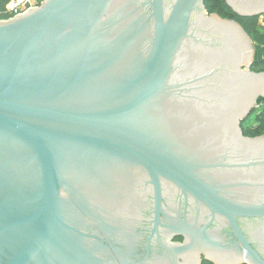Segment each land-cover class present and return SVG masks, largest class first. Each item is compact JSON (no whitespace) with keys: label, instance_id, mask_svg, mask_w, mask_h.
<instances>
[{"label":"water","instance_id":"obj_1","mask_svg":"<svg viewBox=\"0 0 264 264\" xmlns=\"http://www.w3.org/2000/svg\"><path fill=\"white\" fill-rule=\"evenodd\" d=\"M170 1L167 9L166 0H46L37 12L0 23V264H113L103 260L105 247L92 244V223L67 221L70 203L63 193L90 188V199L113 224L108 214L117 203L110 194L119 160L147 171L155 187L150 233L175 258L264 264L238 227L242 218L264 220V197L245 205L224 183L199 176L196 169L210 165L193 159L174 128V120H184L176 106L198 99L193 93L201 89L200 98L217 95L221 100L213 105L231 106L226 119L239 112L240 120L248 119L264 99V73L252 72L253 41L236 21L214 26L212 16L202 22L205 0ZM231 1L243 17L264 13V0ZM188 46L202 48L207 58L186 55ZM235 75L243 87L236 86ZM259 140L264 136L243 142L258 149ZM257 163L264 165V156ZM100 167L104 177L96 179ZM161 180L176 185L185 200L192 196L213 215L226 216L244 249L218 254L211 242L200 260L205 239L181 220L187 202L176 223L163 210ZM76 204L89 213L83 197ZM160 228L191 243L165 246Z\"/></svg>","mask_w":264,"mask_h":264},{"label":"flooded vegetation","instance_id":"obj_2","mask_svg":"<svg viewBox=\"0 0 264 264\" xmlns=\"http://www.w3.org/2000/svg\"><path fill=\"white\" fill-rule=\"evenodd\" d=\"M206 1L207 0L204 1V6L207 10ZM225 1L235 12L231 6L232 1ZM235 1L241 4L239 2L240 0ZM166 2L168 9L171 1L166 0ZM249 4L251 8L249 10L254 12L255 4ZM38 10L39 9H36L17 17L7 16V19L1 18L0 23L10 22L25 17ZM206 16L207 17H204L202 22H204V20L209 21L211 17L214 16L211 21L215 24L214 26H219L218 20L230 21V19L223 18L218 13H210L209 11ZM202 24L203 23L198 24V27H203ZM218 45L221 47L223 44ZM189 49L190 51L185 49L186 55H188V52H191L190 55L193 56L194 54L192 52H194L195 55L198 54V57L201 58L200 61L207 58L202 48L198 51L190 46ZM237 56L239 59V56H241L240 53ZM198 57L196 60H198ZM191 59L189 65L192 66L195 63L191 62ZM183 65L184 63L182 62L181 66ZM231 66L234 67L235 64L232 63ZM222 71L228 70L222 68L221 72ZM217 74L219 76V72ZM217 77L212 79H217ZM235 83L238 88L239 86L243 87L238 81L237 75H235ZM201 90L193 93V96L198 99H184L185 102H189L190 104L187 106L181 104L176 106L179 110L183 109V112L179 114V116L181 115L184 120H174L177 126L174 128L179 127L177 131L183 134L181 141L190 149L193 159L204 160L200 163L210 165L208 168H197L195 172L210 183L212 181L217 183L216 185H219L218 182L224 183L222 186L226 187L225 189L229 188V193L235 192V194L239 196V201L243 200L242 203L245 205L260 203L259 195L264 197V165L261 166L257 162L264 156V154L261 155L262 151V153H264V140H259L256 143L259 147L258 149H246L243 142L244 138L257 139L264 136L249 137L245 134V132L250 130L249 128L253 126L252 124L249 126L245 125L252 118L255 110L248 119L240 120L242 112H239L233 117L232 121L228 120L226 116L231 106L228 104L213 105L216 100L221 99L214 97L217 95L210 97V100L200 98L198 95ZM214 90L217 89L214 88ZM241 94L242 93H240L238 98L234 99V102L240 99ZM181 148L184 150L183 147ZM248 150H253L254 152H249L248 154ZM178 153L181 155L183 154L180 152ZM243 164L253 165L240 166ZM99 170L101 172V177L98 175L96 179L104 177V175H102V172H104L103 168L100 167ZM114 171L117 173L116 178H114L116 185L113 187L114 190L110 196L115 198L117 203L115 208L108 214V218L113 221L114 225L110 222H105L107 221L106 218H104L105 213L97 206L95 201L90 199L92 194L90 188H87L85 191L81 190L79 195H74L72 191L63 193L66 200L70 203L69 209L65 211V218L67 221H74L78 225H86L84 224L85 221L92 223L96 231L92 234V237H94V239L91 240L92 244H101L102 247H105L104 252L106 251V255L103 260H108L113 264H197V256L195 257V255L192 254L187 256L179 255L177 259L173 254L162 247L157 237L158 234H155L153 237L151 236V223L154 220L153 207L155 205V187L151 186L147 171L136 164L124 163V161L120 160L116 161ZM76 176L77 175L72 177V180H75ZM107 181H109L108 178ZM1 182L2 180H0V183ZM161 182L164 199L162 203L163 210L165 212L167 210L171 214V217L175 219L176 223L179 220L178 214L184 212L185 201L187 202L186 216L182 214L181 220L186 221L187 224L191 226L194 236L196 235L198 238L205 239L206 243L202 240L201 243H199L200 253L202 254L200 255V260H204L206 256L202 247L211 249V242H213V246L217 247H214V250H216V252L218 251V254H226V252L232 250L238 254L243 246L238 239L237 232L231 227L226 216L219 214L213 215L207 207L199 203L192 196H189L188 200H185V197L176 185L165 180H161ZM245 183H249L250 185H243ZM81 197L90 204L87 207L90 214H87L77 206L76 202L80 201ZM262 202H264V200H262ZM171 203H173L172 207L174 206V211L170 209L172 208ZM13 205L14 202L12 201L10 206ZM164 217L163 215V222H165ZM238 227L251 242V247L264 256V235L260 232V229L264 228V220L257 219L256 217L242 218L238 221ZM204 229H206L207 232H204ZM160 230L159 238L165 246L169 244V247H175L191 243L185 235L169 234L168 229L165 228H160ZM200 233L202 236H199ZM100 241H104V243L102 244ZM97 253L101 252L97 251ZM218 260H220V257ZM232 262L238 264L240 260L236 259V261L232 260Z\"/></svg>","mask_w":264,"mask_h":264},{"label":"trees","instance_id":"obj_3","mask_svg":"<svg viewBox=\"0 0 264 264\" xmlns=\"http://www.w3.org/2000/svg\"><path fill=\"white\" fill-rule=\"evenodd\" d=\"M12 0H0V14L2 19H7L8 17L3 15L7 5ZM207 10L210 13H218L220 16L226 19L235 20L238 22L245 32L251 37L254 43H257L260 47H264V25L261 23V16L255 15L251 17H243L236 12H234L226 3L225 0H207L206 1ZM262 69L264 71V61L256 60L252 66L254 71L256 68ZM260 104L263 106V111L257 115L256 119L258 122L257 126H252L247 130L245 134L249 137H257L264 135V99L261 98ZM250 121V120H249ZM247 126H249V122ZM203 264H213L209 261H204Z\"/></svg>","mask_w":264,"mask_h":264},{"label":"built area","instance_id":"obj_4","mask_svg":"<svg viewBox=\"0 0 264 264\" xmlns=\"http://www.w3.org/2000/svg\"><path fill=\"white\" fill-rule=\"evenodd\" d=\"M46 0H12L6 7L3 15L17 17L29 13L31 9H39ZM2 15L0 14V19Z\"/></svg>","mask_w":264,"mask_h":264},{"label":"rangeland","instance_id":"obj_5","mask_svg":"<svg viewBox=\"0 0 264 264\" xmlns=\"http://www.w3.org/2000/svg\"><path fill=\"white\" fill-rule=\"evenodd\" d=\"M261 19L264 20V17H261ZM262 25H264V21H262ZM253 49H254V57L252 59V62L254 63V62H256V60L264 61V47H260L257 43L253 42ZM241 64H246V63H241ZM243 68L244 67H241V70ZM252 72L253 73H264V71L262 69H259L258 67L254 71L252 70ZM260 102H261V97H259V99H258L257 106L255 108V111H254L252 118L249 121L250 122L249 125H251V124L254 126L258 125L256 117H257V115H259L263 111V106L260 104ZM245 126H247V124Z\"/></svg>","mask_w":264,"mask_h":264},{"label":"crops","instance_id":"obj_6","mask_svg":"<svg viewBox=\"0 0 264 264\" xmlns=\"http://www.w3.org/2000/svg\"><path fill=\"white\" fill-rule=\"evenodd\" d=\"M259 15H261V17H264V13H260ZM262 21H264V20L261 19V23H262Z\"/></svg>","mask_w":264,"mask_h":264}]
</instances>
